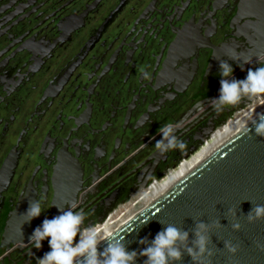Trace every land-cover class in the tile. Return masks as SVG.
Wrapping results in <instances>:
<instances>
[{"label": "flooded vegetation", "instance_id": "flooded-vegetation-1", "mask_svg": "<svg viewBox=\"0 0 264 264\" xmlns=\"http://www.w3.org/2000/svg\"><path fill=\"white\" fill-rule=\"evenodd\" d=\"M258 58L264 0H0V264H37L59 208L98 230L177 170L257 103L210 105L221 60ZM166 124L183 150L155 148Z\"/></svg>", "mask_w": 264, "mask_h": 264}, {"label": "water", "instance_id": "water-1", "mask_svg": "<svg viewBox=\"0 0 264 264\" xmlns=\"http://www.w3.org/2000/svg\"><path fill=\"white\" fill-rule=\"evenodd\" d=\"M255 205L264 206V137L256 136L253 128L249 135L240 130L112 235L124 237L126 248L139 253L145 247L140 240L151 241L169 224L188 231L190 244L196 225L204 223L213 255L205 253L196 264H264V218H247ZM235 223L239 230L233 229ZM225 241L238 246L235 254L224 247ZM106 244L101 242L98 250ZM144 259L138 255L136 264ZM174 264L194 262L185 253Z\"/></svg>", "mask_w": 264, "mask_h": 264}, {"label": "clouds", "instance_id": "clouds-1", "mask_svg": "<svg viewBox=\"0 0 264 264\" xmlns=\"http://www.w3.org/2000/svg\"><path fill=\"white\" fill-rule=\"evenodd\" d=\"M232 59L237 60V57ZM258 62L264 63L259 58ZM244 63L250 64L251 61ZM219 67V97L210 101L213 108L219 110L227 105H236L244 98L255 100L257 103L264 101V66L249 68L244 79L233 78L234 68L226 60H221ZM250 126L242 129L243 135L251 134L254 128L256 136L264 137V113H256L250 119ZM175 130L172 124L163 125L158 129L162 138L156 141L155 148L161 154L170 150H183L186 147L174 134ZM75 209L76 205H71L67 210L59 208L60 214L51 219L45 218L42 224L34 229L28 243L39 250L43 246L42 242L47 239L50 248L42 258H37V264H136L138 255L146 258L143 264H174L182 261L185 253L196 264L205 253L208 257L213 255L212 250L208 248L211 242L208 235L209 226L204 223L196 225L193 230L194 239L190 244L188 231L169 224L151 241L147 238L140 240L139 243L145 247L138 253L126 248L124 237L106 236L92 225L85 226V213ZM44 211L42 199H37L30 202L23 215L27 217L26 222L30 223ZM247 218L249 222L264 218V206L255 205L247 214ZM232 227L239 230L240 224L235 223ZM105 241L107 244L103 250H98L101 242ZM224 247L232 254L238 250V246L228 241L224 242ZM261 250L264 251V247H261Z\"/></svg>", "mask_w": 264, "mask_h": 264}, {"label": "bare ground", "instance_id": "bare-ground-1", "mask_svg": "<svg viewBox=\"0 0 264 264\" xmlns=\"http://www.w3.org/2000/svg\"><path fill=\"white\" fill-rule=\"evenodd\" d=\"M264 112V101L256 103L248 111L244 112L239 118L222 130L212 140H210L200 151H198L193 157L182 164L177 170L171 173L163 181L159 182L147 193H145L140 199L129 205L120 214L111 219L106 225L98 229L104 235H112L115 231L125 225L130 219L135 217L148 205L153 203L160 196L164 195L171 187H173L179 180L185 175L202 163L208 158L218 147L237 134L246 125L250 123V119L254 117L256 113Z\"/></svg>", "mask_w": 264, "mask_h": 264}]
</instances>
